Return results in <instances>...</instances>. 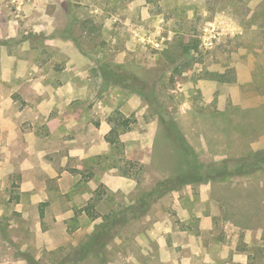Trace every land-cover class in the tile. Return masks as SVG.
Returning a JSON list of instances; mask_svg holds the SVG:
<instances>
[{"label":"rangeland","instance_id":"1","mask_svg":"<svg viewBox=\"0 0 264 264\" xmlns=\"http://www.w3.org/2000/svg\"><path fill=\"white\" fill-rule=\"evenodd\" d=\"M260 150L264 0H0V264H264Z\"/></svg>","mask_w":264,"mask_h":264},{"label":"trees","instance_id":"2","mask_svg":"<svg viewBox=\"0 0 264 264\" xmlns=\"http://www.w3.org/2000/svg\"><path fill=\"white\" fill-rule=\"evenodd\" d=\"M193 50L194 51L197 50V43H194V42L191 43V41H188L186 43L184 49H183V55H184L183 63L184 64L189 60V57L192 54ZM109 122H110V130L106 134L105 140L109 144H115L117 142L116 136H117L118 124L115 121H113L112 119H109ZM243 160L244 161L250 160L252 163L254 162L253 165L255 167L264 166V150H260V151L253 153V154H250V155L246 156L245 158L241 159V161H243ZM132 164L133 163L125 162V165L127 167L126 168L122 167V170H121L123 176H129L130 175L128 167L131 166ZM195 165H196L195 169H197L198 164H195ZM221 167L224 168V166H221ZM68 171L71 173H79V170H77V169H68ZM93 208H94V203L91 201V202H88L86 204V206L81 209V211L84 212L89 218L95 219L96 214L94 213ZM42 215L43 214L40 211V216H42ZM99 239L100 238L98 236H96V237L94 236L93 241L90 240L86 246H89V248H90L91 246H93L94 243L99 241ZM104 242H103V244H104ZM28 263L33 264V261L29 260Z\"/></svg>","mask_w":264,"mask_h":264}]
</instances>
